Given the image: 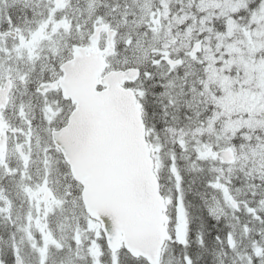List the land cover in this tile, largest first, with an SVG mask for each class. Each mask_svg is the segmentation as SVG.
Here are the masks:
<instances>
[{
    "label": "snow or ice",
    "instance_id": "obj_1",
    "mask_svg": "<svg viewBox=\"0 0 264 264\" xmlns=\"http://www.w3.org/2000/svg\"><path fill=\"white\" fill-rule=\"evenodd\" d=\"M0 264H264V0H0Z\"/></svg>",
    "mask_w": 264,
    "mask_h": 264
}]
</instances>
